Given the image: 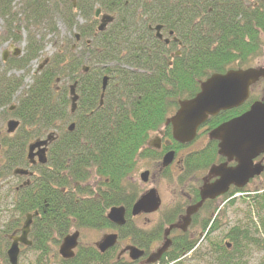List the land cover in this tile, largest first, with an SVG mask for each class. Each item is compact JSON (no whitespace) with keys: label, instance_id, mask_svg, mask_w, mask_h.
<instances>
[{"label":"trees","instance_id":"obj_1","mask_svg":"<svg viewBox=\"0 0 264 264\" xmlns=\"http://www.w3.org/2000/svg\"><path fill=\"white\" fill-rule=\"evenodd\" d=\"M16 1L0 0V20L8 29L1 43L22 41V27H17L22 17L39 24L47 16L51 17L47 28L54 36L57 19L69 32L78 31L80 51L67 45L22 90L25 77L9 76V70L17 67L28 75L31 62L43 51V40L28 30L23 56L3 65L8 69L0 74V110L7 112L15 105L13 116L21 124L13 138L2 142L3 168L11 176L15 168L31 169L36 175L30 186L16 193L11 221L0 229V259L7 263L6 236L20 229L28 214L38 213L30 248L37 253L35 264H51L52 259L56 264H121L115 249L102 254L95 246L80 244L70 260L61 259L57 249L73 231L110 229L107 213L113 207L124 206L130 214L138 194L128 192L132 188L128 180L139 159L153 154L146 145L175 113L179 101L194 98L201 83L214 74L253 67L264 44V0H23L19 11ZM98 9L113 18L103 32L98 30ZM78 18L85 24L79 25ZM159 25L166 35L172 32L181 46L158 40L154 28ZM62 80L78 83L74 115L69 90L58 85ZM245 110L246 105L223 112L210 119L207 127L211 130ZM72 122L75 129L70 132ZM166 132L170 137V129ZM54 133L47 163L31 166L28 145ZM174 147L182 148L176 143ZM217 158L216 145L210 143L194 162L187 161V168L204 171ZM238 193L248 194L246 190ZM253 194L249 199L256 204L259 224L252 223L260 235L264 231V190ZM217 211L201 225L202 237L175 238L160 264L192 260L251 264V247L258 240L248 224L234 226L218 243L211 239L220 228L219 214L214 218ZM127 229L119 231L121 239ZM161 233H147V239L159 240ZM202 238L207 243L204 252Z\"/></svg>","mask_w":264,"mask_h":264},{"label":"water","instance_id":"obj_2","mask_svg":"<svg viewBox=\"0 0 264 264\" xmlns=\"http://www.w3.org/2000/svg\"><path fill=\"white\" fill-rule=\"evenodd\" d=\"M96 18H100L98 30L103 32L107 26L113 21L109 15H101V10L96 11ZM157 38L162 39L160 31L162 26L156 28ZM79 39V36H77ZM169 43V40H166ZM21 53L19 49L15 50V55ZM7 56L4 54V61ZM264 78V69H247V70H231L225 74H214L200 85V92L191 100L181 101L176 114L167 121L166 125L172 126L173 138L180 144L191 143L197 134L198 129L210 117L217 116L222 111H228L241 107L249 98L250 87L259 79ZM107 87V78L103 82V91ZM77 96L74 92V86L71 88L72 113L77 107ZM19 126V122L10 121L8 123V133H14ZM74 129V125L69 128ZM211 140L219 142V155L226 158L229 162L235 160L237 165L233 168L227 165L213 167L211 175L218 177V180L211 185H205L202 191V202L196 207L188 211V218L184 221L183 230H186L190 224V215L194 214L197 209L202 206L206 199H215L225 195L231 186L238 189L245 188L250 181L260 177L264 173V166L259 163L255 164V160L264 154V98L262 101L254 103L250 110L242 116L230 120L209 134ZM52 137L47 140H39L29 146V159L32 164H36L34 159L37 157L40 164H45L46 152ZM38 150V152H35ZM174 160V153L169 152L163 158V166L168 167ZM16 175H27L24 170H16ZM141 180L147 183L149 180V172L141 175ZM161 199L156 190H150L144 194L134 205L132 215L137 216L141 213L151 214L160 209ZM38 213L35 214L37 216ZM32 215L27 216V220L22 229L20 237H12V245L7 256L10 264H18L20 254V245H30L27 242V236L33 221ZM108 220L118 226L123 227L126 224V209L124 207H114L107 215ZM169 235V234H168ZM79 232L64 238L59 255L69 260L74 258L75 249L79 245ZM118 244V235H105L103 239L96 245L101 253L114 248ZM171 241L165 244L156 253L148 258L149 264L158 262L163 255L169 250ZM131 260L137 261L143 256V252L131 247L127 248Z\"/></svg>","mask_w":264,"mask_h":264},{"label":"rangeland","instance_id":"obj_3","mask_svg":"<svg viewBox=\"0 0 264 264\" xmlns=\"http://www.w3.org/2000/svg\"><path fill=\"white\" fill-rule=\"evenodd\" d=\"M75 1V0H74ZM23 0H17L15 2V9L19 11L22 8ZM60 7H63L60 5ZM60 11V10H59ZM58 11V12H59ZM23 22L22 24L18 23L17 27L21 26V33L22 34V41L18 44L15 43H1L0 42V57L2 53L7 52V59L12 56L10 52L9 46L16 45V48L22 49L24 54L25 46H26V37L28 34V30L31 34H36L38 39L43 40V51L40 53L39 57L32 61L29 67V74L27 75L26 71H23L17 67L11 68L9 70V76H24L25 77V85L22 90H27L29 85H31L32 80L31 77L35 75L41 65L46 61L49 60L53 55L60 53L63 51L65 47L72 46V50L80 51L79 44L74 40V36L78 34V31L75 29L73 32H69L67 28L64 26L63 22L60 19H57L55 23V27L57 28V34L52 35L51 31L49 32L48 20L51 17L47 16L43 18V21L39 24H35L32 21L26 19V17H22ZM77 23L79 25H84L85 21L81 18L77 19ZM8 29L5 28L4 22L0 20V40L2 38V34L4 32L5 36H8L7 33ZM17 31H19L17 29ZM48 34V35H47ZM165 36H167L165 34ZM264 40V39H263ZM8 43V44H7ZM22 54V56H23ZM257 59L254 61V67H264V44L262 53L256 56ZM18 64V63H16ZM8 69L4 67L3 64H0V74L2 71ZM60 87L71 85L70 81L62 80L58 82ZM264 87V83L259 84L260 91H262ZM10 113L3 112L0 110V229L3 228L6 222L11 221L10 218L14 214L13 212V202L16 199L15 187L17 184H22V182L26 179L16 178L11 176L4 168V154L5 148L2 146V142L5 140V134L7 132V123L14 119L10 115ZM57 135V133H55ZM153 136V135H152ZM14 136L8 137L13 138ZM205 139L198 140V142L193 145L191 149L196 150L202 148L203 144H205ZM161 160V159H160ZM157 158H141L139 159L138 166L136 169L135 174L128 180L132 188H128V192H135L140 197L141 195L145 194L151 189H156L158 194L162 199V208L156 214L145 216L142 215L140 217L135 218L133 221L135 224L143 229H153L155 227H160L162 225V220L167 212H170L171 208L176 205L178 202H183L184 197L180 194V189H177L176 192L174 191L175 184L173 183V178L177 177L176 171L178 170L176 166L173 165L169 168V171L165 173V170H161L160 161ZM146 171L150 172V178L147 183L142 182L140 175ZM168 174V175H166ZM13 175V174H12ZM204 175H199L198 177H203ZM189 179V178H188ZM188 181V180H187ZM188 190V189H187ZM248 194L241 195H234L233 198H228L226 200H220L213 204L208 210H206L199 218L196 226L190 229L191 237L201 236V225L202 223L210 217L211 212L217 209V215L219 220L220 228L211 236V239L218 243L220 240H223L225 234L234 226H250L251 233L257 238L258 242L251 247L250 252V260L251 264H257L260 261H264V231H260V235L256 234L254 225L252 221L255 222L256 225L259 224L258 214L259 212L256 211V204H252L251 199L254 196L253 193L257 192L258 190H264V174L259 178V180H255L253 183L249 184L247 188H245ZM181 195L177 197V195ZM250 196V197H248ZM262 213V212H260ZM264 213V212H263ZM216 215V216H217ZM166 226V225H165ZM164 226V228H165ZM163 228V229H164ZM113 230L106 229V230H84L80 237V243L83 245H90L93 246L95 243L99 242L105 235L112 234ZM1 235V234H0ZM32 240V239H31ZM227 240H224V243H227ZM128 242H124V240L120 241L119 246L116 248V254H119L122 251ZM162 242H159L158 245L154 244L157 248L161 246ZM200 249L207 251V243L205 240H201L200 242ZM191 258V255L188 259ZM117 259V258H116ZM7 263L0 259V264H9L8 259ZM37 260V253L35 252H22L19 257L18 264H35ZM129 258L126 255L124 261H128ZM51 261V260H50ZM47 264V262H46ZM51 264H56L55 259H52ZM141 264V263H140ZM186 264H204V262H199L196 260H192Z\"/></svg>","mask_w":264,"mask_h":264},{"label":"flooded vegetation","instance_id":"obj_4","mask_svg":"<svg viewBox=\"0 0 264 264\" xmlns=\"http://www.w3.org/2000/svg\"><path fill=\"white\" fill-rule=\"evenodd\" d=\"M99 23H100V20H99ZM163 34H165L164 31H163ZM78 40H80V38ZM15 46L16 45L9 46L12 56H10L6 61H4L3 56H4V54L7 56V52L2 53V55L0 57V64L2 63L3 65H5V64L8 63L9 60L18 59V58L21 57V55H20L21 53L18 56L15 55V50H16ZM47 62H48V60H46L43 63L44 65L42 67V70L45 67H47ZM258 68L264 69V67H258ZM84 72H86V73L89 72V69H84ZM262 83H264V78L259 79L257 81V83H255L250 88L249 98L240 107V108H242V107H244L246 105L247 110H245L239 116H241L244 113L248 112L250 110L251 106L254 103L263 100V98H264V87H263L262 91H260V88H259V84H262ZM73 86H74L75 95L77 96V98L79 100V94L77 92L78 83L76 82V83H73V84L69 85V87L67 88L69 90L70 102H71V88ZM65 87H67V86H65ZM78 100H77V102H78ZM240 108L233 109V110H238ZM15 109H16L15 105H13L7 110L6 113H10L9 115L12 118H14L12 120L18 121L19 122V126H18V128L16 129V131L14 133L6 132L5 138L6 137L15 136L16 132L18 131V129L20 127V121L17 120L13 116V112L15 111ZM233 110H231V111H233ZM223 112H229V111H222L217 116L210 117L207 120V122H205L203 125L200 126V128L197 131L195 139L191 143L180 144V143L176 142L173 139L172 128L170 126H164L162 129H159L157 132H155L153 134V136H151V138H150V140L148 142V149L150 151H153V154L151 156H146L144 158L152 157L153 159L154 158H157L159 160L161 159L160 160L161 161L160 162V167H161V170H165V173H167L169 171V168L172 165H173V167L174 166L177 167V169H178L176 171L177 177L173 178V183L175 184L174 191L176 192L177 189H180V194L182 195V197H184V199H183V202L182 201L178 202L176 205H174L171 208L170 212L166 213V215L164 216V218L162 220L163 223H162V225L160 227L157 226V227H155L153 229H149V230L143 229L141 227L138 228V226L135 224V222L133 220L135 218H137V217L142 216V215L149 216V215L156 214V213H158L160 211V209L162 208V199H161L160 195L158 194V192H157V194H158V196L161 199V207H160L159 211H157L156 213H153V214H140L139 216H133L132 215V209H131L130 214H128L127 209H126V224H125L124 227L128 226V229H127L128 231L124 235L125 238L121 239L120 233H119V231L122 228H124V227H120L119 228V227H116L114 225H111L112 227L110 228L111 230H113V234H118L119 244H120L121 240H124V242H128L126 247L122 251H120L119 254H117V261L118 262H122L121 264H140V263L141 264H149L148 263V258L150 257V255L156 253L160 248H162V246L165 244L166 241H171V245L169 247V250H170L172 248V246H173L175 238L183 237L186 234L191 237V234L189 233L190 229L194 228L196 226L200 216L206 210H208V208H210L213 204H215L216 202H218L220 200H226L228 198H230V199L233 198L234 195L239 194L238 191H243L245 188H247L249 186V184L253 183L255 180H259L260 177L250 181V183L243 189H238L235 186H231L229 188V191L225 195L219 196V197H217L215 199H206L202 203V206H200L194 214L190 215V217H189L191 219L190 220V224L187 226L186 230L182 229V226H184V221L188 218V211L191 208L196 207L199 204H201V202H202V191H203L205 185L214 184L218 180V177L211 175V172H210L211 169L213 167H218V166H221V165H227L230 168H233V167H235L237 165L235 160L229 162L226 158L220 156L219 152H218L219 143L214 141V140H211L210 137H209L210 132L213 129H215L216 127H218L220 124L218 126H216L215 128L210 130L209 127H207V123L209 122L210 119L217 118ZM72 115H74V113H72ZM239 116H236V117H239ZM12 120H10V121H12ZM8 123H7V127H8ZM221 124H223V123H221ZM166 129H170V131H171V136L170 137L167 135ZM46 139H47V136H46ZM203 139H205L206 143L203 144L202 148L196 149V150H193V149L190 150V148L193 145H195V143L198 142V140L201 141ZM174 143L182 146V148H180V149L175 148L174 147ZM210 143L215 144L216 148H217V156H218V158H217L216 162L214 164H212L207 170H204V171L188 169L187 168V161L191 160L192 162H194L196 157L200 153H202L205 150V148H207L210 145ZM48 152H49V149H48ZM154 152L156 154H154ZM169 152H173L174 153V160L168 167H164L163 166V158ZM47 155H48V153L46 152V157H47ZM259 163L264 165V155H261L258 159L255 160V164H259ZM24 169L27 170V175H24L25 177H27V180L23 181L22 184L19 183V184L16 185L14 195H16V193L17 194L20 193L23 188H25V187L27 188L28 186H30L31 183L33 182V179H34L35 175H36V173L33 170L26 169V168H24ZM146 172H149V171H146ZM166 175H168V174H166ZM199 175H204V176L201 178V177H198ZM176 195H177V197L181 196V195H178V194H176ZM0 196H1V194H0ZM136 202L133 204V206L136 204ZM133 206H132V208H133ZM210 216H211V214H210ZM209 218L210 217H208V219ZM167 220H172V221H175V222L169 225L166 222ZM164 226H165V228H164ZM22 227H23V223H22ZM22 227L20 229L15 230L13 232V234L6 236L7 240L9 241V247L7 249V252H6V256H7V253L9 251V249L11 248V244H12V241L10 239L12 237H20L22 235ZM162 228H164V229H162ZM104 230H106V229H104ZM157 230H161L162 231L161 238L159 240H158V238L152 239V240H148L147 239L148 238L147 233L149 234V233L155 232ZM192 238H196V237L194 236ZM31 239H32V227H31V230H30V232H29V234L27 236V242L30 243V245H20L19 257L22 254V252H30V251L32 252V250L30 249L32 247V240ZM99 242L95 243V245H97ZM159 242H162V244H161V246H159L157 248V245H158ZM119 244H118V246H119ZM154 244H157V245L154 247L153 246ZM131 247H134V248L138 249L139 251L143 252L142 258H140L137 261H133V260H131L128 252H125V253L122 254L123 251H125L127 248H131ZM165 254L163 255V257L165 256ZM126 255L129 258L128 261H124V258H125ZM163 257L158 262H156L154 264H160L162 262ZM7 258H8V256H7ZM18 263H19V258H18Z\"/></svg>","mask_w":264,"mask_h":264}]
</instances>
